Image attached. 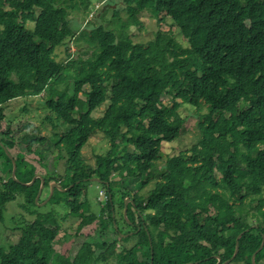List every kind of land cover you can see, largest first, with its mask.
<instances>
[{"label": "trees", "instance_id": "obj_1", "mask_svg": "<svg viewBox=\"0 0 264 264\" xmlns=\"http://www.w3.org/2000/svg\"><path fill=\"white\" fill-rule=\"evenodd\" d=\"M74 7V0H0V119L8 101L49 92L67 78L66 70L76 69L72 85L45 100L53 115L47 119L63 128L53 140L64 151L57 157H65L59 178L43 176L45 187L55 181L66 189L55 187L50 202L55 192L63 193L69 213L85 222L94 215L85 214L88 185L104 187L100 215L107 209L106 227L117 235L132 232L119 238L135 240L117 255L122 264H216L217 256L221 262L232 256L242 231L230 264H252L264 236V0H124L121 9L135 22L143 10L160 21L169 17L186 45L161 30L135 44L102 24L86 25L76 36L69 18ZM118 16L114 9L113 20ZM71 40L87 43L90 52L64 66L56 48L71 49ZM164 95H172V107L162 102ZM105 101L103 114L93 116ZM183 103L206 106L198 121L200 138L167 159L146 198L121 183L116 189L110 181L114 171L137 177L141 187L149 181L162 142L180 136L184 120L176 107ZM96 132L110 146L91 167L82 149ZM24 140L0 131V154L21 163ZM33 143L26 144L28 150ZM11 171L9 163L0 187V220L6 201L17 194L37 206L40 178L24 184L35 166L24 171L20 166L17 179ZM126 197V215L119 220L115 208ZM32 212L36 221L24 223L14 243L0 244V264H90L88 244L74 255H58L52 247L59 230L53 213ZM47 219L53 227L44 224ZM255 263L264 264V246Z\"/></svg>", "mask_w": 264, "mask_h": 264}, {"label": "rangeland", "instance_id": "obj_2", "mask_svg": "<svg viewBox=\"0 0 264 264\" xmlns=\"http://www.w3.org/2000/svg\"><path fill=\"white\" fill-rule=\"evenodd\" d=\"M105 1L106 0H74L75 7L71 9V11L69 9V18L71 23L77 28L76 36H78V32L88 30L85 27L86 25L88 27L89 25L102 24L113 29L118 35L128 36L135 44H145L154 39L156 32L159 30L164 32L170 31L172 34L176 35L175 38L179 42L185 45L187 44L186 40L178 33V30L171 23L172 20H170L169 17H165L164 20L160 21L150 12L143 10L136 15L137 21L135 22L129 17L127 12L121 9L124 0H111V2L108 3ZM114 9H119V16L113 20L112 14ZM120 24L122 25V29H120ZM31 26L32 23L29 24V27ZM71 43H73L74 46L69 50L64 47L65 45L56 48V53L58 55L56 59L58 61L63 60L64 66L71 60H77L78 57L86 58L90 52L88 44L83 41H78V44H76L75 40H71L70 44ZM75 70L74 66L66 70L65 75L67 78L54 83L53 86L50 87L49 92L18 97L8 101L2 106L0 131H6L8 129L20 141L22 139L25 140L21 142V146L18 150L22 151L23 154L21 163H16L17 156L7 154L8 157L6 158L0 154V187L1 183L5 181V173L3 170L9 163L12 164L11 176L14 179H17L15 177V171H18L20 166L23 171L28 164L35 166V174L29 182H24L26 185H28L34 177L43 178L45 175L48 178H59L60 175H62L65 157L62 158L57 156L59 154L64 155V151L54 144L53 137L57 138L62 135L63 128L61 126L55 128V125L51 123L53 115L47 108L45 100L47 95H50L52 92L69 88L72 85ZM196 80L199 81L198 78ZM247 96H250V88L248 86ZM80 97L82 100L86 99L85 95H80ZM175 100L179 101L180 99ZM173 101L174 98L172 95L162 96V102L169 108L172 107ZM107 105L108 101H105L92 112V115L101 116ZM176 110L184 120L180 136L175 141L162 142L160 157L155 163L153 175L150 177L149 181L141 187L137 185V182L141 181L137 177L127 176L126 171L122 172L121 175L118 174V171H114V177H111L110 181L116 189L121 188V183L131 188L130 192H132V194L138 193L143 198H146L149 191L154 188L161 173L165 170L167 159L180 150L188 148L200 138L198 121L200 115L207 111L206 106L201 105V107L198 108L192 104L183 103L176 107ZM81 111L82 110L78 109L75 116H78ZM47 117L51 118V120L47 119ZM30 140L34 143L30 150H28L26 144ZM109 146V142L102 133L96 132L83 146L82 157L89 166L97 167L99 162L98 156L106 155ZM127 149L132 151L133 147L129 145ZM12 150H17V147L14 146ZM24 162L27 164H23ZM13 170L14 175L12 174ZM106 172L109 174L110 170ZM51 183L52 182H50V184ZM104 191L106 193L105 188L99 184L92 182L88 185V204L86 205L90 208H88L85 214L94 215L89 217L85 222L84 220L81 221L79 217L72 216L69 213V209L66 207L63 199V193L55 192V195L58 196H56L55 202H50V197L52 195L50 186L49 188L43 186V189H41V194L39 195L40 201L38 202V200H35V202L37 201V206L27 205L24 197L17 194L16 197L14 196V199L12 198L6 201L5 207L2 209L3 214L0 220V244L7 247L9 244L14 243L18 239V234L23 224L36 221V214L32 212L34 208L44 214L53 213V217L59 224V230L52 241V247L58 255L63 257L74 255L77 251H80L84 245L88 244L91 251L90 264H122L123 261L117 255L119 253L125 254V250L129 249L135 240L129 239L123 241L119 238L120 234L127 236L129 234L132 235V232L125 233L122 231V233L117 235L106 227L108 219L107 209L100 215L101 208L106 205V195ZM86 208L87 207H85L84 210ZM115 209V216L119 219L121 213L124 211V206L118 207L117 205ZM43 222L49 227L54 226L51 219L44 220ZM114 241H116V243L112 248L110 245ZM107 250H109L110 255H108ZM102 254L108 255V259L104 260ZM231 261L227 264H230Z\"/></svg>", "mask_w": 264, "mask_h": 264}, {"label": "water", "instance_id": "obj_3", "mask_svg": "<svg viewBox=\"0 0 264 264\" xmlns=\"http://www.w3.org/2000/svg\"><path fill=\"white\" fill-rule=\"evenodd\" d=\"M12 174L14 175V170H13ZM40 178H41V185H40V189H38V192H37V195L35 197V200H38L39 199V195L41 194V189H43V186H44V179L42 177H40ZM35 179H36V177H34L33 180L30 183H28V185L32 184L35 181ZM56 186L59 189L66 190L65 188H61L56 182H52L50 184L51 194L53 193L54 188ZM128 202H129V198L126 197L125 200H124V211H123L124 216L126 215V208H127V203ZM242 234H243V231L241 233H239L238 236L236 237L235 249H234V252H233L232 256L229 259H227V260H225L223 262H221L219 256H217V259L218 260H217L216 264H227V263H229L235 257V255L237 254V252L239 250V242H238V239L241 237ZM263 246H264V236H262V240H261V243H260L259 247L254 251V253L251 256L252 264H256L255 263V254H256V252H258L259 250H261Z\"/></svg>", "mask_w": 264, "mask_h": 264}, {"label": "bare ground", "instance_id": "obj_4", "mask_svg": "<svg viewBox=\"0 0 264 264\" xmlns=\"http://www.w3.org/2000/svg\"><path fill=\"white\" fill-rule=\"evenodd\" d=\"M56 187H57V186H56ZM253 253H254V252H253ZM253 253H252V254H253ZM256 253H257V252H256ZM255 255H256V254H255ZM251 256H252V255H251Z\"/></svg>", "mask_w": 264, "mask_h": 264}]
</instances>
